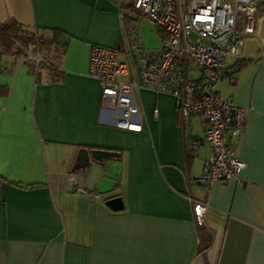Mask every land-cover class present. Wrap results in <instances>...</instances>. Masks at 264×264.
Instances as JSON below:
<instances>
[{
	"label": "crops",
	"instance_id": "0c3cea01",
	"mask_svg": "<svg viewBox=\"0 0 264 264\" xmlns=\"http://www.w3.org/2000/svg\"><path fill=\"white\" fill-rule=\"evenodd\" d=\"M128 5L0 0V25L12 20L53 42L37 67L25 55L0 56V264H264V11L216 87L245 110L235 151L246 168L206 191L188 180L208 147L185 152L203 136L200 116L181 118L174 97L144 89L131 90L140 133L114 128L101 109L91 47L126 62L128 27L147 50L164 39ZM82 148L115 155L73 170ZM115 197L123 210L105 206ZM190 199L208 204L203 225Z\"/></svg>",
	"mask_w": 264,
	"mask_h": 264
},
{
	"label": "built area",
	"instance_id": "2783aa9c",
	"mask_svg": "<svg viewBox=\"0 0 264 264\" xmlns=\"http://www.w3.org/2000/svg\"><path fill=\"white\" fill-rule=\"evenodd\" d=\"M261 1L127 0L137 16L164 34L161 47L145 49L138 28L130 26L126 29V62L117 60L115 50L96 45L90 49L88 75L100 85V106L114 128L142 131L132 89L168 94L178 101L181 118L203 119L202 138L190 137L185 152L192 158L202 145L208 147L200 175L188 180L206 191L215 182L237 179L246 168L235 151L245 110L231 98L219 97L216 87L233 72L225 69L224 61L237 56L244 38L254 35ZM25 54L35 67L43 63L38 52ZM130 74L132 80L126 81ZM190 203L196 224L203 225L208 204L192 199Z\"/></svg>",
	"mask_w": 264,
	"mask_h": 264
},
{
	"label": "trees",
	"instance_id": "16d2710c",
	"mask_svg": "<svg viewBox=\"0 0 264 264\" xmlns=\"http://www.w3.org/2000/svg\"><path fill=\"white\" fill-rule=\"evenodd\" d=\"M127 7L133 11L130 4ZM261 10L264 11L260 8V12ZM52 44V41L46 40L37 31H29L12 20L0 25V56L7 54L26 56L25 51L30 50L46 57L44 52L49 51ZM44 59V62H47V59ZM201 229L199 227L200 233Z\"/></svg>",
	"mask_w": 264,
	"mask_h": 264
},
{
	"label": "water",
	"instance_id": "95a60500",
	"mask_svg": "<svg viewBox=\"0 0 264 264\" xmlns=\"http://www.w3.org/2000/svg\"><path fill=\"white\" fill-rule=\"evenodd\" d=\"M114 155V153L110 152L86 150L82 148L78 152L73 170L83 169L87 167L90 163V160L101 162L106 157H112ZM105 206L113 212L121 211L124 208L123 202L120 197L110 198L106 200Z\"/></svg>",
	"mask_w": 264,
	"mask_h": 264
},
{
	"label": "rangeland",
	"instance_id": "374dc122",
	"mask_svg": "<svg viewBox=\"0 0 264 264\" xmlns=\"http://www.w3.org/2000/svg\"><path fill=\"white\" fill-rule=\"evenodd\" d=\"M29 51V53L31 54V55H33L34 53L32 52V51H30V50H28ZM41 56V55H40Z\"/></svg>",
	"mask_w": 264,
	"mask_h": 264
}]
</instances>
